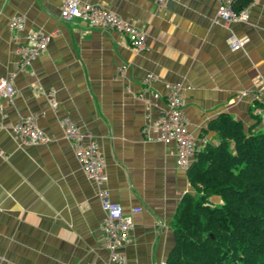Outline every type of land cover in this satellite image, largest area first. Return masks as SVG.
Returning <instances> with one entry per match:
<instances>
[{
    "label": "crops",
    "instance_id": "crops-1",
    "mask_svg": "<svg viewBox=\"0 0 264 264\" xmlns=\"http://www.w3.org/2000/svg\"><path fill=\"white\" fill-rule=\"evenodd\" d=\"M82 1L137 24L147 48L137 50L111 28L61 20L63 0H0V78L14 74L16 87L13 102L0 99V264H115L101 228L99 187L64 135L66 119L97 140L113 212L133 219L126 264H165L172 218L192 185L187 167L176 164L175 144L149 139L144 128L167 107L164 83L180 82L199 143L219 142L207 128L223 112L264 131L253 92L241 95L264 77V0L246 7V21L228 25L217 18L220 0H168L162 8L154 0ZM15 15L25 17L19 35H52L23 69L9 27ZM233 36L248 41L232 50ZM148 72L157 75L152 85L143 81ZM152 90L161 96L153 98ZM29 114L48 142L31 144L14 133L13 124Z\"/></svg>",
    "mask_w": 264,
    "mask_h": 264
},
{
    "label": "trees",
    "instance_id": "trees-1",
    "mask_svg": "<svg viewBox=\"0 0 264 264\" xmlns=\"http://www.w3.org/2000/svg\"><path fill=\"white\" fill-rule=\"evenodd\" d=\"M252 1L232 0V7L239 12ZM207 129L220 139L207 141L187 167L192 190L172 218L165 264H264V131L228 112Z\"/></svg>",
    "mask_w": 264,
    "mask_h": 264
},
{
    "label": "built area",
    "instance_id": "built-area-1",
    "mask_svg": "<svg viewBox=\"0 0 264 264\" xmlns=\"http://www.w3.org/2000/svg\"><path fill=\"white\" fill-rule=\"evenodd\" d=\"M154 2L162 8L168 0H154ZM60 17L63 21L78 19L89 26L114 29L125 36L130 45L137 50L147 48L145 31L104 4L82 0H63ZM217 18L225 25L233 21H246L249 18L248 8L245 7L237 12L232 7V0H220ZM9 27L16 33V53L19 56V67L26 68L34 58L48 48L52 35L38 31H28L24 35H19L18 33L24 32L26 28L25 17L22 15L13 16L9 22ZM247 41L248 38L233 36L230 38L229 44L232 50H238ZM125 69L126 66L123 65L119 71L123 72ZM13 78L14 74L0 78V99L5 97L13 102L16 94ZM156 80L157 75L154 72H148L143 78L144 83L150 85ZM164 88L167 107L158 118L145 126L144 132L149 139L156 138L163 142H173L176 147V164L181 167H188L194 160L196 153L207 141L202 140V143H199L189 130L187 116L184 112V87L182 83L165 82ZM249 91L253 92L257 102V114L261 121H264V77L259 78L253 90H243L241 95H246ZM151 94L155 99L161 96V92L158 90H152ZM145 100L149 105L152 104L151 99L145 98ZM52 103L54 106L56 105L54 100ZM12 129L21 140L31 144L45 143L50 140L45 130L39 126L37 117L33 114L22 116L13 124ZM63 131L65 137L73 145L75 156L82 169L99 187L98 197L105 213L101 228L106 237L109 262L126 264L127 258L123 247L130 239L134 222L128 215H117L113 212L111 192L105 185L107 175L99 144L92 134L83 132L71 120L63 121Z\"/></svg>",
    "mask_w": 264,
    "mask_h": 264
},
{
    "label": "rangeland",
    "instance_id": "rangeland-1",
    "mask_svg": "<svg viewBox=\"0 0 264 264\" xmlns=\"http://www.w3.org/2000/svg\"><path fill=\"white\" fill-rule=\"evenodd\" d=\"M264 122V121H263ZM220 199V198H219ZM214 201H215V203H219L220 201H218V200H216L215 198H214ZM220 204V203H219Z\"/></svg>",
    "mask_w": 264,
    "mask_h": 264
}]
</instances>
